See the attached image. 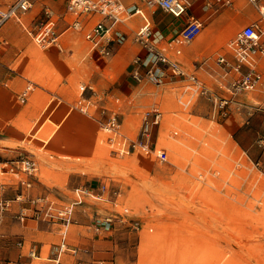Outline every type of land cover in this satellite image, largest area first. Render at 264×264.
Instances as JSON below:
<instances>
[{
  "label": "rangeland",
  "instance_id": "1",
  "mask_svg": "<svg viewBox=\"0 0 264 264\" xmlns=\"http://www.w3.org/2000/svg\"><path fill=\"white\" fill-rule=\"evenodd\" d=\"M33 1L21 21L13 20L18 47L10 53L13 60L3 58L11 41L0 45V65L7 70L0 71V138L9 121L3 100L19 77L33 81H23L24 90L32 86L26 98L19 97L21 91L14 96L20 105L39 90L36 82L46 84L49 77L61 82L56 90L64 84L59 90L71 89L73 97L71 104L58 99L59 116L65 110L70 114L61 126L48 121L41 131L43 123H34V117L10 141V150L0 139V200H10L0 248L10 236L8 223L25 222L30 228L44 221L53 232L40 239L17 230L15 242L44 244L42 264H51L50 257L62 243V224L36 219L34 211H45L49 202L56 207L68 204L83 176L87 184L82 186L101 199L89 195L75 207L66 236L69 249L61 264H264V90L240 93L231 106L219 109L213 98L231 95L232 78L216 62L215 52L208 58L185 52L178 56L164 42L157 48L181 61L185 73L174 74L159 62L155 68L164 75V83L157 85L147 74L151 64L143 63L148 51L134 21L138 15H124L111 29L109 36L114 32L116 38L120 32L124 41H111L110 54L102 56L82 32L70 28L69 0ZM135 4L130 0L126 7L133 12ZM160 12L168 13L159 7L156 14ZM49 19L56 21L60 45L44 47L35 35ZM23 40L30 44L25 49ZM154 105L162 108L164 119L151 135V147L167 148L169 160L160 162L153 152L115 150L102 122L115 112L121 131L141 138L142 113ZM27 156L37 162L34 173H2ZM69 174L73 187L68 186ZM22 178L31 185L22 184ZM22 208L28 210L24 221L19 219ZM4 229L8 235L1 240ZM0 255L8 261L5 251Z\"/></svg>",
  "mask_w": 264,
  "mask_h": 264
},
{
  "label": "built area",
  "instance_id": "2",
  "mask_svg": "<svg viewBox=\"0 0 264 264\" xmlns=\"http://www.w3.org/2000/svg\"><path fill=\"white\" fill-rule=\"evenodd\" d=\"M222 1V0H217ZM251 3L257 5L262 0H249ZM231 2V0L226 1ZM148 5H157L172 14L174 17H181L188 12V4L184 0H147ZM210 3V2H209ZM209 5V4H208ZM32 6V0H16L7 8L0 9V27L10 18L17 17L19 13L26 12ZM68 11L74 16L70 22V28L75 31L82 32L86 39L91 44V49L98 51L102 56L110 54L109 44L111 41L122 43L124 37L120 32H116L117 37H113L114 32L109 36L111 29L118 23L123 21L124 15H131L134 12L138 13L140 10L136 9L134 12L129 11L127 7L120 0H69ZM263 15L264 21V9H260ZM146 19V18H145ZM203 25L197 19H192L181 30V32L173 39L175 44L181 42L193 41L202 31ZM140 40L148 51V55L143 63L145 65L151 64L147 74L151 81L160 85L164 83V75L159 72L155 67L159 62H164L174 74H184L182 64L179 60L170 59L164 52L157 48V44L154 42V30L152 29L150 22L146 19L145 24L138 31ZM59 34L56 31L55 22L52 20L44 23L39 31L35 35V40L41 46L48 47L51 45H60ZM228 48L233 55L232 59H228L226 56H220L218 62L223 65L226 73L231 72V87L229 97H214V103L219 109L231 106L236 102L235 96L240 93L252 92L257 90H264V72L260 67V59L264 57V26L260 25V22H255L250 25L244 26L236 36L229 42ZM175 53L181 54L182 50L180 46L175 47ZM191 78L197 81L196 76ZM31 85H28L23 90L21 97L24 99L28 96L29 91L32 89ZM83 112L89 114V108L91 102L86 101ZM225 113V111H224ZM164 119V111L158 105L145 110L142 113L141 138H132L127 136L121 131V123L117 114L114 112L110 114L108 120L102 122L103 129L109 134V142L115 150L125 153H131L136 150L143 151L145 153L153 152L160 162L169 160V153L167 148H157L154 150L151 147L152 142L151 135L154 129L161 125ZM171 134V133H170ZM172 136V135H171ZM37 170V162L30 156L22 157L17 163H10L2 173H18L25 171L27 173H34ZM22 184L30 186L29 181L20 179ZM92 195L95 198L101 199L100 194H94L89 188L76 187L74 189V196L68 202V204L56 207L53 202H49L47 209H37L34 211L33 216L36 219L47 218L50 221L59 220L62 224V243L58 246L56 252L50 257V261L53 264L62 263V254L68 248L66 242V236L70 226L74 222L75 207L82 203L86 196ZM21 195H18L16 199H20ZM10 200H0V236L1 227L3 223V217L10 207ZM34 202L36 201L33 200ZM43 201V200H41ZM40 202V201H39ZM27 208H22L19 212V219L24 221L28 217ZM107 220H111L107 218ZM26 242L24 240L19 241L18 245L24 247ZM72 250V249H71ZM76 249H73L75 252ZM27 256L31 259H40L42 256L38 252V248L34 245L28 247ZM0 264H6L0 261ZM17 264H22L18 262Z\"/></svg>",
  "mask_w": 264,
  "mask_h": 264
},
{
  "label": "crops",
  "instance_id": "3",
  "mask_svg": "<svg viewBox=\"0 0 264 264\" xmlns=\"http://www.w3.org/2000/svg\"><path fill=\"white\" fill-rule=\"evenodd\" d=\"M15 1L16 0L2 1L0 4V9L7 8ZM120 1L125 5V7L126 4L130 3V0H120ZM184 1L188 4V12L186 15H183L181 17H174L170 13L161 14L160 12L156 14V9L159 7L154 5L153 6L148 5L147 0H145V2L143 1L144 3H140L139 0H136V4H135L137 6L136 9L140 10V12L138 13L134 12L136 10L135 9L133 11L134 13L131 14L130 16L135 15L136 17V15H138L134 21L136 24L140 25L139 30L145 24L146 19L150 22V25L152 23L154 30V37H155L154 42H156L157 46H160L161 44L166 42L171 50H175V47L179 45L182 50V53L184 52L185 54L190 53L195 56H202L204 58H208L207 55H210L211 53L215 52L214 54L217 55L216 62L218 64H220L218 62V58L220 56H226L230 60L233 58V55L230 49L228 48L229 42L236 36L235 35L234 37H232V35H234L237 31L239 32L244 26L253 24L255 22H260V25L264 26L263 15L261 14L260 11V9H264V0H262L257 5L251 3L249 0H231V2L228 3L226 2L227 0H222L220 2L217 0H184ZM34 2L35 1L32 0V6L27 11H29L33 7ZM245 2H247L248 4H246ZM45 11L47 14H51L49 9L46 8ZM26 12L19 13L17 17L10 18L0 27V45H2L1 43L9 44L8 40L11 41L9 46H7V49L3 50V55H4L3 58L9 57L10 60H13L14 57L10 53L17 52V48H18L16 46L17 28L14 25L13 20L16 19V21H21L22 14H25ZM68 13L72 16L70 19L71 22L74 16L69 11ZM192 19H197L202 23L203 25L201 31L202 34L214 22L216 25L221 26V30H219L217 33L216 40L213 43H208L205 42L201 36L197 40H193L191 42H181L180 44L176 45L175 42H173V39L177 37V35L181 32V30ZM49 20L54 21L56 25V21L54 19H49ZM120 23L116 24L115 26H118ZM154 27L156 28V30ZM6 29H8L7 32H5ZM21 45L25 49L30 44L28 43V41L23 40ZM220 67L223 69L224 72H226L222 64H220ZM260 67L261 69L262 67H264V57L260 59ZM0 71L1 74H3L7 70L5 67L0 65ZM262 71L264 72L263 69ZM35 73L36 75H40L39 74L40 72L35 71ZM228 73L231 74L230 75L231 77L233 76V73L231 72ZM25 79H27V83L29 82L33 83V81H31V79H29L28 77H24V76L19 77L18 81L12 84V86L14 85V87L12 88L10 87L9 89V93L11 95H9L3 100L4 112L9 113V121L4 126V130H3L4 134L2 135L3 139L1 138L0 139L3 142L8 143V147H5L6 150H10L9 148L12 145L10 141H12L14 137H18L19 134H21V128L25 121L32 120V118L34 117H35L33 120L34 123L41 120V123H43V127H41L42 125L39 127L41 128L42 131L48 121L54 122L56 123V125L61 126L62 122H64V120L70 115L69 112L65 110L64 113L61 114V117L59 116L58 99L60 98L64 101L66 100L65 102L71 104L69 101V99L71 100V98L73 97L71 89L69 90L65 89L63 92L62 89L59 90V88L61 85L64 84H60L58 90H56L55 86L56 85L58 86L60 81L55 80L52 77H49L46 84L36 82L39 90L37 92H34L30 97V99L29 100L27 99L25 104L20 105L19 103L15 102L14 100L16 98L14 96L18 95V91H21L22 93L24 90L22 87L24 83L23 81ZM66 84L67 86H69L68 81L66 82ZM20 95L19 97H21ZM44 110L45 113H43ZM262 110L264 111V108ZM42 115L43 118H41ZM14 123L16 125H14ZM38 138H42V137H38ZM73 178H74L73 175L69 174L67 180L69 184L68 186L71 187L75 186L73 182ZM42 182L43 184H45L43 185L44 187L49 186L47 183H45L46 181H42ZM84 184L87 183L85 182V179L82 176L78 180V184H76L75 187H81ZM59 195L62 196V194ZM24 223L25 222H20V221H15V223L13 224L8 223L7 229L10 236L8 238H5V240L3 239V237L8 234L5 232V229L3 230V235L1 238V240L3 239V241H1L0 254H2V250L3 252L5 251V255L7 256L8 254L9 259L6 262L3 260V258H1L0 255V261L5 262L6 264H11V263L17 264L18 262H21L22 264L43 263L42 257L40 259L33 260L25 254L26 252L25 250L29 245L30 246L34 245L38 248V252L42 256L44 244H40L32 240H31L32 243L27 244L28 241L25 240L26 242L25 246L20 247L16 245L14 233L17 230H19L20 233H22V235H24L25 237L26 235H30L34 238L41 239L44 238V236H46L48 233L53 232L54 228L44 221H39L38 223H36V226L32 225L30 226V228H26ZM51 264L53 263L51 262Z\"/></svg>",
  "mask_w": 264,
  "mask_h": 264
},
{
  "label": "bare ground",
  "instance_id": "4",
  "mask_svg": "<svg viewBox=\"0 0 264 264\" xmlns=\"http://www.w3.org/2000/svg\"><path fill=\"white\" fill-rule=\"evenodd\" d=\"M133 16V15H132ZM214 22V21H213ZM7 30L8 29H6V31L5 32H7ZM219 30H221V26H219V25H216L215 24V22L214 23H212L211 25H210V27H208V29H206V31L205 32H203V34L201 35L202 36V38H203V40L205 41V42H208V43H213L215 40H216V38H217V33H218V31ZM84 42V41H83ZM195 47V46H194ZM196 48V47H195ZM187 50V49H186ZM47 142V141H46ZM204 142V141H203ZM189 143V142H188ZM225 143V142H224ZM207 144V143H206ZM214 144V143H213ZM228 144H229V142H228ZM194 145V144H193ZM211 145V144H210ZM210 145H208V146H210ZM223 145V144H222ZM192 146V145H191ZM190 147V146H189ZM215 147V146H214ZM223 147V146H222ZM228 147V146H227ZM226 146H225V148H227ZM187 148V147H186ZM195 148V147H194ZM209 148V147H208ZM219 148H221L220 146H219ZM191 149V151H192V148H190ZM218 149V148H217ZM209 150V149H208ZM216 150V149H215ZM188 151V150H187ZM186 151V152H187ZM190 151V152H191ZM197 151V150H196ZM200 151V150H199ZM226 151V150H225ZM189 152V153H190ZM195 152V151H194ZM213 152H215V151H213ZM219 152V151H218ZM227 153V152H226ZM179 154H181L182 155V153L180 152ZM186 154V153H185ZM193 154V153H192ZM213 154V153H212ZM215 154V153H214ZM229 154V153H228ZM225 155V154H224ZM227 155V154H226ZM191 157V156H190ZM228 157V156H227ZM215 158V157H214ZM183 159V158H182ZM186 159V158H185ZM220 159V158H219ZM188 160V159H187ZM189 161V160H188ZM211 161H213V160H211ZM174 162V161H173ZM196 162H198V161H196ZM176 163V162H175ZM179 165V164H178ZM219 165H221V164H219ZM210 168V167H209ZM192 169H194V168H192ZM227 169V168H226ZM199 170V169H198ZM197 170V171H198ZM198 173V172H197ZM196 173V174H197ZM209 173V172H208ZM198 175V174H197ZM208 175V174H207ZM199 176V175H198ZM210 176V175H209ZM187 178V177H186ZM190 178V177H189ZM218 178V177H217ZM192 179V178H191ZM210 179V178H209Z\"/></svg>",
  "mask_w": 264,
  "mask_h": 264
}]
</instances>
